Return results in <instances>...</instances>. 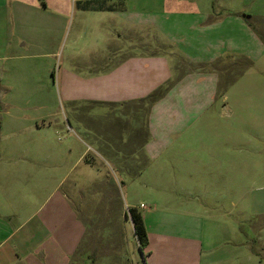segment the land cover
Listing matches in <instances>:
<instances>
[{"label": "crops", "instance_id": "obj_1", "mask_svg": "<svg viewBox=\"0 0 264 264\" xmlns=\"http://www.w3.org/2000/svg\"><path fill=\"white\" fill-rule=\"evenodd\" d=\"M13 1L14 16L24 3ZM30 1L41 13L43 5L51 8V16L43 14L51 28L75 16L79 25L96 20L100 39L107 47L114 43L97 65L76 63V71L91 74L80 77L74 69L65 70L61 79L63 100L74 113L80 109L76 105H95L103 118L114 115L116 123L99 129L77 123L75 132L68 119L66 135L58 113L11 114L6 109L0 114V264H76L82 247L81 264H98L110 252L120 253V242L101 247L108 242L89 234L93 219L81 218L85 197L76 192L91 178L106 183L107 168L122 184L174 174L173 182L182 186L177 194L186 198L198 199L196 185L233 182L234 146L218 143L215 137L224 135L209 125L232 116L234 85L222 89V83H264V34L253 32L251 22L264 14L244 13L247 0ZM31 40L0 31L3 55H25L29 47L41 55L57 41L50 31ZM247 62L251 66L235 75ZM28 135L34 139L26 143ZM183 243L192 256L180 264H199L202 241L184 236ZM147 249L146 261L154 264L151 239ZM170 259L164 249L156 264H172Z\"/></svg>", "mask_w": 264, "mask_h": 264}, {"label": "rangeland", "instance_id": "obj_2", "mask_svg": "<svg viewBox=\"0 0 264 264\" xmlns=\"http://www.w3.org/2000/svg\"><path fill=\"white\" fill-rule=\"evenodd\" d=\"M22 1L21 11L13 16L17 12L15 1L0 0V31L29 41L38 33L50 31L57 41L40 53H49V56L34 55L38 52H32L35 49L31 47L24 51L25 55L21 52L3 55L0 49V114L6 109L11 114L58 113L61 130H65L66 135L68 119L75 132L78 131L77 123L87 129H99L100 125L114 127V115L103 118L104 111L95 105H76L80 109L74 113L73 106L63 100V71L79 68L76 63L87 68L93 62L95 66L108 48H115L114 43L107 47L100 39L103 34L98 21L79 25L75 16L58 29L51 28L50 19L43 16H51L50 7L43 5L41 13L30 0ZM237 5L233 8L238 9ZM244 10V13L264 14V0H247ZM251 22L253 32L264 34V18ZM243 66H251V62L241 63L235 75ZM260 67L264 68V59ZM71 72L80 77L91 74L81 69ZM252 75L255 77V69ZM255 81L222 83V89L234 85L229 100L232 116L227 120L217 117V122L209 125L223 133L224 137H215L220 138L218 143L228 141L235 149L233 182L228 180L227 187L211 183L196 185L200 191L198 199L196 196L186 198L177 194L182 186L179 181L173 182L174 174L163 173L154 179L145 175L134 184H122L111 167L107 168L106 183H100L99 179L91 182L94 179L91 178L77 186V194L85 197L81 201V218L84 221L93 219L94 224L87 225L89 234L108 242L101 247L111 244L114 247L116 243L119 246L120 242V253L110 252L99 258L98 264H148L130 219V209L139 210L141 205L145 206L141 212L146 217L148 236L153 242L154 264L161 263L164 249L172 264H180L185 256L191 257L192 254L186 253L184 236L202 241V248L196 253L199 264H264V83ZM31 139H34L31 135L23 137L26 143ZM80 170L77 168L74 175ZM70 182L64 183V190ZM186 224L197 228V232L187 229ZM84 251L82 247L76 264H81Z\"/></svg>", "mask_w": 264, "mask_h": 264}, {"label": "trees", "instance_id": "obj_3", "mask_svg": "<svg viewBox=\"0 0 264 264\" xmlns=\"http://www.w3.org/2000/svg\"><path fill=\"white\" fill-rule=\"evenodd\" d=\"M154 97H156V95ZM130 219L139 248L142 252H145L149 245V238L143 214L138 209L132 208L130 209ZM146 255L145 252V256Z\"/></svg>", "mask_w": 264, "mask_h": 264}]
</instances>
